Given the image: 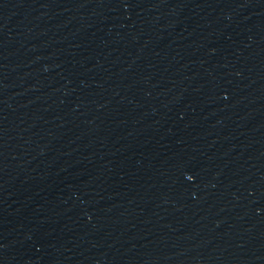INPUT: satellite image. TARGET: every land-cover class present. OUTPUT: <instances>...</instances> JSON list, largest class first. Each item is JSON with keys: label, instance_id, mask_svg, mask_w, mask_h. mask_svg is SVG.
Returning <instances> with one entry per match:
<instances>
[{"label": "water", "instance_id": "obj_1", "mask_svg": "<svg viewBox=\"0 0 264 264\" xmlns=\"http://www.w3.org/2000/svg\"><path fill=\"white\" fill-rule=\"evenodd\" d=\"M0 264H264V0H0Z\"/></svg>", "mask_w": 264, "mask_h": 264}]
</instances>
